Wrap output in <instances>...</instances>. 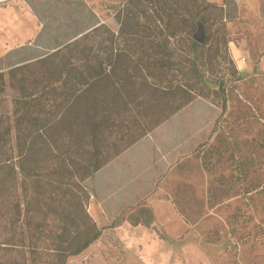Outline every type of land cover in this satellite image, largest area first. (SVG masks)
I'll return each instance as SVG.
<instances>
[{"label":"trees","instance_id":"1","mask_svg":"<svg viewBox=\"0 0 264 264\" xmlns=\"http://www.w3.org/2000/svg\"><path fill=\"white\" fill-rule=\"evenodd\" d=\"M25 1L42 27L0 57V96L14 92L12 115L0 112V264H33L11 255L41 248L67 264L103 233L88 178L197 97L213 91L226 108L215 70L229 40L211 29L227 12L206 0H125L117 28L91 11L52 30ZM130 218L150 226L154 213L140 206Z\"/></svg>","mask_w":264,"mask_h":264},{"label":"rangeland","instance_id":"2","mask_svg":"<svg viewBox=\"0 0 264 264\" xmlns=\"http://www.w3.org/2000/svg\"><path fill=\"white\" fill-rule=\"evenodd\" d=\"M124 1L33 0L52 30L65 26L66 15L88 18L91 11L117 28ZM206 1L213 2V14L220 5L227 12L211 29L222 25L229 40L215 70L224 77L226 108L208 82L209 97H197L157 129L153 134L164 137L173 163L160 178L166 199L150 202L153 223L134 225L136 206L111 212L97 201L91 212L103 233L67 264H264V0ZM33 14L25 0H0V57L34 40L39 24ZM13 94L9 87L1 94L0 112L12 115ZM93 183L85 181L89 188ZM11 258L54 264L52 250L43 248Z\"/></svg>","mask_w":264,"mask_h":264},{"label":"crops","instance_id":"3","mask_svg":"<svg viewBox=\"0 0 264 264\" xmlns=\"http://www.w3.org/2000/svg\"><path fill=\"white\" fill-rule=\"evenodd\" d=\"M28 6L30 7L29 4ZM33 15L36 16L35 13ZM37 21L39 24L37 25L39 27L38 33L42 25L38 17ZM164 123L123 151L90 177L95 183V185L93 183V188L88 187L92 193L89 206L90 212L97 201L100 204L104 203L105 206L107 205L110 211L113 212L112 209L116 210L119 207L133 208L136 206V208H139L140 206H147L151 208L150 202L152 200H157V198L159 200L161 198L166 199L164 197L165 189L162 185L164 178H160L166 174L167 169L165 168L172 165L173 161L172 163L169 162V158L172 160V157L169 154L165 155L164 144L161 141L164 137L153 134ZM169 135L171 133L166 135V137ZM130 200L134 203L129 202ZM143 200L144 202H142ZM103 217L105 218L106 215ZM94 218L97 217L94 216Z\"/></svg>","mask_w":264,"mask_h":264},{"label":"water","instance_id":"4","mask_svg":"<svg viewBox=\"0 0 264 264\" xmlns=\"http://www.w3.org/2000/svg\"><path fill=\"white\" fill-rule=\"evenodd\" d=\"M205 29L202 24L199 25L198 31L195 33V38L199 41H203L205 39Z\"/></svg>","mask_w":264,"mask_h":264}]
</instances>
